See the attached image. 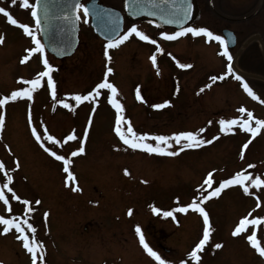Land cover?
<instances>
[{"label":"rangeland","instance_id":"obj_1","mask_svg":"<svg viewBox=\"0 0 264 264\" xmlns=\"http://www.w3.org/2000/svg\"><path fill=\"white\" fill-rule=\"evenodd\" d=\"M21 4L22 0H17L15 5L9 0H0V6L8 8L18 22L33 26L35 31L30 10ZM146 31L149 35L155 32L150 28ZM0 34L4 35V43L0 45V98H3L13 90L28 86L21 77L32 79L44 68L41 54H33L29 61L20 63L25 50L34 44L3 14H0ZM85 35L83 40H88V48L85 45L64 59H57L45 50L54 66L56 99L52 98L46 82H42L31 100L17 98L0 106V115L5 118L4 128L0 130V157L11 165L14 192L22 200L32 202L33 208L28 214L26 206L13 198L12 216L27 218L37 229V239L43 241L46 249L47 264H159L139 243L137 225L145 241L162 259L172 264H179L181 260L197 264L187 254L202 238V215L191 209L187 213L176 211L174 220L162 213L178 209L200 195L199 186L208 172L215 170V187L220 180L242 169L247 172L251 159L256 164L260 162L263 129L255 137L238 125L233 131L222 133L218 122L247 119V113L239 112L241 107L252 112L255 118L264 119V104L249 96L241 81L208 83L215 73L213 48H208L211 55L204 60L203 44L198 36L187 34L176 44L163 45L164 51L157 53L154 66L150 60L154 45H118L107 49V44ZM106 51L110 60L105 56ZM177 61L192 67L182 69ZM108 67L113 69L112 73L106 72ZM105 75L116 85V99L123 105V115L137 134L171 135L205 128L201 134L204 139L219 138L211 144L183 151H180L182 144L170 141L167 151L178 152L175 156L150 154L125 145L114 132L117 113L109 99L110 90H101L96 101L76 103L73 98L74 94L84 95L92 90ZM259 76L254 74L248 82L264 99V81ZM206 84L211 87L205 88ZM137 89L143 99L147 96L146 103L137 99ZM58 99L72 108L56 103ZM164 100H170L171 104L162 109L151 107ZM252 126L255 127L254 121ZM32 127L46 141L44 147L35 139ZM44 128L47 134L62 141L75 132L77 140L53 145L47 141ZM85 131V153L72 158L70 169L82 191L73 192L70 186H65L63 162L45 148L67 157L80 146ZM249 140L251 143L243 149ZM147 142L154 143L151 139ZM16 160L19 168L15 167ZM125 169L129 174H125ZM210 190L206 186L204 194ZM35 200L40 203L35 204ZM246 200L243 188L232 185L222 190L219 197H210L201 204L209 214L212 232L208 244L198 253L199 264H246L244 244L239 245L231 234L236 217L244 215ZM153 206L160 208L161 213H154ZM129 209L133 210L132 215H128ZM45 212L49 213L46 219ZM17 235L15 229L8 236L0 235V261L31 264L30 254L22 241L16 239ZM216 243H221L222 248L215 249Z\"/></svg>","mask_w":264,"mask_h":264},{"label":"snow or ice","instance_id":"obj_2","mask_svg":"<svg viewBox=\"0 0 264 264\" xmlns=\"http://www.w3.org/2000/svg\"><path fill=\"white\" fill-rule=\"evenodd\" d=\"M9 2L13 5L17 4V0H9ZM149 3H154L155 0H148ZM162 2H169L172 3V15L174 18L168 19L166 22L169 24H183L184 20L190 17L192 11V3L191 0H180V3H175L174 0H162ZM22 8L30 10V15L34 18V27L35 31L33 30V26H30L26 23H20L13 17L11 12L8 8L4 6H0V14H3L7 20L12 25H18L19 28L23 30V32L31 38L34 46L30 47L25 50L26 54L21 58L20 63H25L29 61L30 57L33 54H41L42 56V65L44 70L38 72L34 78L24 80V78H20L26 87H21L18 90H13L10 95H5L3 98H0V106L7 104L9 101H16L17 98L27 97L29 100L32 99V94L38 88L42 86V82H46L47 86L50 88V94L53 99H56V82L53 79V71L54 66L51 64L45 54V45L42 43L41 38L38 36V32L45 31L44 28L41 27L42 20L43 21H52V20H64L67 23H70L73 27L75 26L76 22L81 19L79 15V10H83L84 16L87 17L90 8L85 3H81L80 0H74L73 3L67 4L65 8L62 10V16H54L51 14L52 8L50 6L49 0H22V4L20 5ZM130 12L133 15H138L140 10H143L144 5L141 3V0H130V3L127 5ZM95 11L98 20L106 21V27L108 30V40H107V49H112L117 47L118 45L122 44L123 42L129 40L130 37L135 34L140 40L148 41L152 45L156 46V52L162 53L164 49L158 45L156 39H152L149 35L145 34L143 31L138 30L137 25L133 24L127 28L123 34H119V17L115 16L109 9L99 8V6L93 4L91 6ZM98 9V10H97ZM41 12L43 13L41 15ZM156 13L153 12L152 15ZM86 22V21H85ZM192 34L193 36H201L203 35L209 41L215 40L219 42L223 46L222 55L227 58V70L218 76H214L211 79L213 82L216 80L223 81L229 75H234V78L237 81L242 82V87L244 91L251 96L253 99L258 100L261 104H264V99H261L259 95H257L256 91H254L253 87L250 86L248 80L241 74H238L234 71L233 64V55L231 54L228 46V41L225 39L223 35L214 34L208 27L200 26V27H193V26H185L181 27L179 31H174L172 33L169 32H161L160 36L166 40H175L178 37ZM4 43V35L0 34V45ZM171 55V53H169ZM105 56L108 57L110 60V56L108 52H105ZM150 60L154 66L157 63V56L153 54L150 57ZM178 63V66L182 69L191 68L192 65L188 63ZM158 70V69H157ZM107 73H112L113 69L108 67L106 69ZM46 78V81H44ZM211 87V85L206 84L205 88ZM101 90H110V102L114 106L117 116L115 120V127L114 132L119 136L120 140L125 144L129 145L133 149H142L150 154H158V155H169L175 156L178 154L176 151H167V148L170 147V141L176 143L177 145L182 144L183 147L180 151H183L184 148H198L205 144H211L214 140L218 139V136H213L211 139H204L201 135L206 131L205 128H199L196 131H179L174 132L171 135H153L149 133H142L137 134L133 129L130 120H128L124 115V107L116 99L118 95V89L115 84L109 82L107 79V75L102 79L101 82L97 83L94 88L88 91L86 94H74L73 98L76 103H80L83 101H96L97 98L101 95ZM201 92L204 91L202 88ZM136 97L137 99L143 100V97L140 94V90H136ZM56 103L63 105L64 108H72L71 104L66 103L63 99L56 100ZM171 104L170 100H164L162 103H155L152 104L151 107L155 109H162ZM94 111V110H93ZM241 113H247V119L245 120H237V119H220L219 126L220 132L227 133L231 132L234 129V126H239L240 129L251 133L252 137H255L261 129H264V119H257L253 116L252 112L248 111L246 108L241 107L239 109ZM29 119L31 117L29 116ZM255 122V127L252 126V122ZM209 124L212 121H208ZM5 118L3 115H0V130L4 128ZM87 125L90 128L92 125L91 116L87 121ZM32 134L35 136V139L41 143V146L44 147L46 141L42 139L40 132L37 131L36 127H32L31 129ZM44 133L47 134V128L43 129ZM87 139V131L82 134L81 137V144L80 146L71 151V153L66 157L65 155H58L56 151H53L51 148L46 147L45 151L48 152L52 157L56 160L63 162V171L66 173L65 177V186L71 187L73 192L82 191L79 184L76 182L75 174L70 170L72 165V158L77 157L85 153V147L83 141ZM149 139L153 140L154 143L147 142ZM77 136L75 132L72 134L67 135L64 140L57 139L56 136L47 134V141H51L53 145H63L67 141H76ZM251 143L249 140L247 143L243 145V149H247L248 144ZM243 158V155H241ZM15 167L19 168L20 164L19 161H15ZM248 168H254V165L249 164ZM5 169V164L3 161H0V170ZM213 171L207 173L206 178L203 181V184L199 186L200 195L194 197L191 202L187 203L186 205L179 207L178 209H173L170 211H163V216L165 217H172L175 220L174 212H182L187 213L190 209L198 212L202 215L203 221V229H202V238L199 239L197 243H195L192 250L187 254L191 260H194L199 264L201 260V256L198 254L202 252L204 247L208 244L210 240V234L212 232V225L210 223V218L208 212L205 210L201 204L204 201H207L210 197H219L222 193V190L228 188L232 185H240L243 188L244 193H249L250 187L255 188H262L264 187V177L261 175L253 176L252 173L246 172V170L242 169L236 172L228 179H223L218 182V186L213 187ZM125 174H129L128 169L124 170ZM3 177H6V181L4 183H0V201H2L6 206H8L7 210L11 213L12 209L9 204V195H11L15 201L22 202L25 207V212L31 214L33 212V208L30 206L32 202L28 199L21 198L20 195H17L13 187L9 185L13 182V175L9 173V171H3ZM147 183V181H144ZM211 188L210 191L205 193V187ZM9 194V195H6ZM179 198L177 197V200ZM35 204H39V200L34 201ZM259 207V204H257ZM132 209L128 210V215H132ZM152 211L154 213H161V209L155 206L152 207ZM45 219L49 215L48 212L44 214ZM264 221V217H257L254 219H249L247 216L242 218L238 225L234 228L232 235L239 236L241 233H245L248 226L252 225L255 226L259 223ZM0 226L2 227V233L6 234L10 230L15 229V231L19 234L17 235L16 239L22 241V246L24 249L30 254L31 257V264H45V255L46 249L44 247V243L41 240L37 239L36 232L37 229L33 226V224L29 223L27 218H21L18 216H10L6 218L4 215H0ZM28 229L29 231H26ZM136 233L139 235V243L143 246L144 250L148 253L149 256L158 261L159 264H172L171 261H167L161 258V255L154 251L153 248L149 246V244L145 241V236L141 231V227L139 225L135 228ZM247 240L252 243V245L256 248L258 253L261 256H264V247H261L259 243L256 241V234L253 232L251 235H247ZM215 249L222 248L221 243H216L214 245ZM0 264H4L3 261H0ZM179 264H189L187 260H181Z\"/></svg>","mask_w":264,"mask_h":264},{"label":"flooded vegetation","instance_id":"obj_3","mask_svg":"<svg viewBox=\"0 0 264 264\" xmlns=\"http://www.w3.org/2000/svg\"><path fill=\"white\" fill-rule=\"evenodd\" d=\"M92 1H96V4L112 7L120 12V14H117V17H120L122 21V27L119 34H123V32H125L127 28L133 24L137 25L138 30L143 31L147 35H149V33H147L146 29L150 28L155 30V32L153 35L149 36L152 39H156L158 45L162 48L163 45L167 46L169 44H176L179 41L184 40L187 36L184 35L175 40L164 39L160 36L161 32L166 31L172 33L176 31V29L162 28L157 24L148 22L142 18L129 19L125 13L123 0H80L81 3H85L86 5ZM197 3L199 7L197 19L189 26H194V24H196V27H208L214 34L223 35L228 41L229 50L233 55V61L231 63L233 64V67L234 65L237 66L240 73L236 71L235 67L234 71L243 75L246 80H251L253 75L256 74L262 76L263 78L261 80L264 81V0H197ZM79 15L81 16V19L78 21V49L84 47L85 45L88 48V40H83V37L86 36L85 33L91 36L90 38L93 40L100 43L102 41V43L107 44V40L100 37L94 31V26L92 24L93 15L88 13L87 17H85L82 9L79 10ZM106 23V21H103L102 27L105 31H108ZM198 37L202 40V55L204 60H207L211 55L208 48L210 46L213 48L215 73L212 77L223 74L227 70L228 64L227 58L221 54L223 46L214 39L209 41L203 35ZM142 43L143 45L152 46L150 42L140 40L137 36H135V34H133L129 40L120 44V46L125 47L129 45H136L139 47ZM154 47L155 50L153 54H156L157 56L156 46L154 45ZM223 81L236 82L237 80L234 78V75H229ZM210 82H213L211 78L208 83ZM215 82L220 83L222 81L216 80ZM147 101L148 99L146 96L143 99V102L146 103ZM262 152L263 153L258 164L255 163V159H251L249 162V164L254 165V168H248L247 172L252 173L253 176L261 175L264 177V147L262 148ZM0 161H3L5 164V169L0 170V183H4L7 181L6 177H3V171H9V173L12 174V168L9 161L1 159V157ZM9 186L12 187V184ZM6 195L9 194L6 193ZM246 199L244 215L240 218L236 217L237 219L231 228V234L233 233L234 228L238 225L239 221L245 216L249 219L264 217V187H250L249 193H246ZM9 204L12 209L13 197L11 195H9ZM257 204H259V207H257ZM0 206V215H4L6 218L12 216V211L9 213L7 210L8 206H6L2 201H0ZM3 211L5 214H2ZM11 231L0 235L8 236ZM253 232L256 234L257 243H259L261 247H264V221L255 226L249 225L245 233H241L239 236L232 235V238L234 241L237 240L239 245H241V242L244 244L246 264H264V256H261L252 243L246 238L247 235H251ZM0 233H2V228L0 229Z\"/></svg>","mask_w":264,"mask_h":264},{"label":"water","instance_id":"obj_4","mask_svg":"<svg viewBox=\"0 0 264 264\" xmlns=\"http://www.w3.org/2000/svg\"><path fill=\"white\" fill-rule=\"evenodd\" d=\"M73 2L74 0H49L50 6L52 8L51 14L54 16H62V10L65 8V6ZM174 2L178 4L180 3V0H174ZM123 3L125 13L129 19L142 18L149 22L156 23L158 26L163 28L173 27L177 31H179L181 27H185L191 24L197 18L199 12L197 0H191L192 11L190 17L185 19L183 24H169L166 21L168 19L174 18L172 15V3L162 2V0H155L154 3H149L148 0H141L144 8L143 10L139 11L138 15H133L130 12L127 6L130 3V0H123ZM93 4L99 6V8L109 9L112 13L115 14V16H117L118 13L120 14V12L112 7H108L102 4H96V1H92L87 5L90 8L89 13L93 15L92 24L94 26V31L103 39L108 40V31H105L103 29V21L97 19V16L95 14L96 10L91 7ZM153 12H155L156 14L152 15ZM42 14L43 13L41 12V15ZM119 25L120 27L118 31H120L122 27L121 19H119ZM41 27L44 28L45 31H41L40 35L49 53L53 54L58 59H64L75 53L79 45L78 21L73 27L70 23H67L64 20H42Z\"/></svg>","mask_w":264,"mask_h":264}]
</instances>
